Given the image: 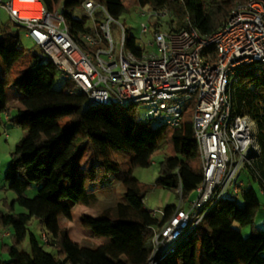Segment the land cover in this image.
<instances>
[{
	"label": "trees",
	"instance_id": "trees-1",
	"mask_svg": "<svg viewBox=\"0 0 264 264\" xmlns=\"http://www.w3.org/2000/svg\"><path fill=\"white\" fill-rule=\"evenodd\" d=\"M40 1L48 11L62 13L75 39L87 32L85 19L72 16L85 0ZM93 1L102 5L115 20L132 7L154 11L170 9L181 21V29L190 26L201 36H210L234 6L244 0ZM102 17L97 11V23ZM177 30L180 29L174 31ZM17 32L11 24L0 28V60L7 71L17 73L14 86L22 94L16 115L10 119L6 82L0 78V115L5 113L9 121L25 130L11 153L4 181L7 190L15 195V201H24L26 191L34 186L36 198L48 205L31 208L29 215L13 213L10 206L7 213L0 211V224L12 230V243L2 246L6 260L0 259V264H147L151 228L162 221L153 217L143 203L151 186L139 182L133 172L148 168L159 144L166 139L170 154L159 162L154 188L180 189L184 197L191 196L202 180L191 110L185 112L179 128L169 129L161 121L142 120L132 105L91 104L84 94L66 92L65 82L63 89L57 91L53 88L57 71L52 63L37 55L24 60ZM125 35L127 50L139 55L142 49L138 40L126 31ZM232 100L235 113L248 116L254 125L260 154L250 172L258 184V192L250 186L241 188L240 205L235 197L222 198L159 264H264V229L254 226L261 208L259 195L264 198V73L242 71L233 86ZM65 117L70 122L62 128L59 121ZM88 148L98 164L84 171L80 163ZM113 152L127 157V161H115ZM109 177L121 185L123 202L106 207L97 217L83 215L80 219L81 226L100 245H79L70 239L66 229L53 231L48 221L40 241L28 230L32 212L44 222L47 213L52 215L47 206L62 203L63 211H69L77 205H93L96 197L87 192L86 183L91 187L97 182L105 183ZM174 207L173 204L163 207L164 219ZM234 224L239 228L250 227L248 236H242ZM25 238H28V253L18 247ZM44 246L50 247L53 253L45 251Z\"/></svg>",
	"mask_w": 264,
	"mask_h": 264
},
{
	"label": "built area",
	"instance_id": "built-area-1",
	"mask_svg": "<svg viewBox=\"0 0 264 264\" xmlns=\"http://www.w3.org/2000/svg\"><path fill=\"white\" fill-rule=\"evenodd\" d=\"M1 11L52 63L69 94H84L91 104L140 106L142 120L169 129L179 128L191 110L202 180L194 197L165 219L162 210L150 209L162 223L151 228L147 264L168 257L222 198L239 195L244 169L253 168L260 148L250 118L234 111L233 86L244 70L264 73V0L237 3L210 36L190 26L162 30L168 10L147 8L139 14L148 16L140 34L150 32L151 38L139 45V55L127 50L124 27L93 0L76 11L88 21L78 39L62 13L48 11L40 0H0ZM111 24L119 30L116 43Z\"/></svg>",
	"mask_w": 264,
	"mask_h": 264
},
{
	"label": "rangeland",
	"instance_id": "rangeland-1",
	"mask_svg": "<svg viewBox=\"0 0 264 264\" xmlns=\"http://www.w3.org/2000/svg\"><path fill=\"white\" fill-rule=\"evenodd\" d=\"M147 8H139L132 7L128 12H125L120 16L118 22L124 27V30L134 36L140 45H143L146 41L151 38V33L148 32L146 34H140V26L147 22L148 16L139 15L141 12L146 11ZM77 10L73 11L72 16L80 18L77 13ZM168 17L164 18L162 30L166 28L169 29H181L182 23L177 18L173 10L168 9ZM84 18V17H81ZM85 19V18H84ZM168 24V22H170ZM87 20L85 19V24H87ZM11 24L10 18L6 12H0V28L3 25ZM185 26V22H183ZM110 31L114 42L119 41V30L116 25H110ZM19 37V48L24 51L23 59L27 60L31 55H37L43 59V61H48V59L44 56V54L32 43V41L26 38L22 31L17 32ZM0 78L6 82L5 94L8 98L9 105V117L10 119L16 115L17 108L20 106L18 99L22 96V94L18 91V89L14 86V83L17 79V73L15 71H7L0 60ZM64 87V82L61 79L60 75L56 73L54 78L53 88L57 91L62 90ZM136 110L139 114V117L143 116L144 108L140 106L136 107ZM6 114L2 113L0 115V211L7 213L10 211L9 206L13 213H25L29 215L30 205L24 200L22 203L19 201H15V195L7 190V184L4 181L6 169L10 162L11 153L14 151L15 145L24 135L25 130L21 127L12 123V121L6 118ZM69 119L67 117L61 119L59 121V125L64 128L68 125ZM170 147L166 144V139H163L159 144L157 151L153 154L151 165L146 169L137 168L133 172V176L141 183L151 186V190L145 196L144 203L148 209L151 210H161L168 204H175L184 206L186 200L188 198L184 197L183 194L179 190L175 191H167L160 188H154V182L158 178V169L159 162L164 158L169 156ZM112 157L115 161L119 163H124L127 161V157L120 155L116 152L112 153ZM98 163L95 160L93 153L90 148L87 149L86 154L81 160L80 167L84 171H88L91 166H96ZM251 169H244V176L242 179L244 180V188L252 187L256 192H258V184L256 181L252 179ZM98 179L100 175L97 176ZM248 178V180H247ZM88 193H93L96 197V201L93 205L86 207L82 205H78L73 207L69 211H63L61 208L62 203L54 204L53 206H47L48 212L52 215H48V223L53 227V231H57V229H66L68 231V235L70 239L74 242L75 240L79 241L78 244L86 247H96L100 245V241L97 238L91 236V233L88 229H85L81 226V217L83 215L90 217H97L100 212L106 207L113 206L118 202H123V189L121 185L112 177H109L108 181L105 183L97 182L95 185L91 186L89 183L85 185ZM90 187V188H89ZM36 195V188L31 186L26 191V196L28 198H32ZM194 197V193L191 194L189 199ZM238 204L240 205L241 194L234 198ZM259 199L261 202V208L257 213V216L254 221V226L257 229H264L262 223L264 222V198L259 195ZM31 212V211H30ZM30 220L28 222L27 228L28 230L34 234V236L40 241L41 233H43V226L40 224L38 218L34 216L33 212L31 213ZM236 229H239L242 236L246 237L250 233V227L239 228L236 224H234ZM12 230L10 228H4L0 224V259L6 260V254L2 251L3 245H11L12 243ZM52 236L49 233V237ZM19 249L25 253L29 252V243L28 238H25L20 245ZM45 251L49 253H53V250L44 246Z\"/></svg>",
	"mask_w": 264,
	"mask_h": 264
},
{
	"label": "crops",
	"instance_id": "crops-1",
	"mask_svg": "<svg viewBox=\"0 0 264 264\" xmlns=\"http://www.w3.org/2000/svg\"><path fill=\"white\" fill-rule=\"evenodd\" d=\"M6 118L8 119V116H6ZM37 197V194L34 196V197H32V198H28L27 196L25 197V201L30 205V209L31 208H33V207H36V206H38V205H48V203L47 202H45V201H42V202H39V198H36ZM22 203V202H21ZM172 205V204H171ZM173 205H175V204H173ZM78 206V205H77ZM76 207V206H75ZM162 210V209H161ZM32 215V214H31ZM48 215V213L46 214V217H48L47 216ZM99 215V214H98ZM97 215V216H98ZM41 218H39L38 220H39V222H41L40 224L43 226V228H44V226H46V222L48 221V218L45 220V222L44 221H41L40 220ZM44 222V223H43ZM51 229H53V227L51 228ZM54 230V229H53ZM58 230V229H57ZM43 233H41V235H42ZM75 243H78L79 241H77V240H75L74 241Z\"/></svg>",
	"mask_w": 264,
	"mask_h": 264
}]
</instances>
